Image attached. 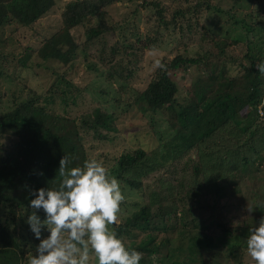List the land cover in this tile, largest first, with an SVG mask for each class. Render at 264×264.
Listing matches in <instances>:
<instances>
[{"label": "trees", "instance_id": "trees-1", "mask_svg": "<svg viewBox=\"0 0 264 264\" xmlns=\"http://www.w3.org/2000/svg\"><path fill=\"white\" fill-rule=\"evenodd\" d=\"M58 1L0 0V45L11 43L0 51V107L7 97L12 104V109L0 112V135L16 138L10 145L0 141V264H44L25 258L26 239L41 236L42 231L49 235L54 221L71 227L75 220H81L82 212L92 210L90 196L96 197L101 189L103 199L106 188L113 187L120 189L122 198L134 194L138 202L132 203L133 210L128 209L127 200L118 204L119 223L111 222L108 257L102 264H154L156 256L160 264H206V253L211 250V264L224 250L228 251L226 264H246L239 255L252 253L257 240L264 245V228L241 221L230 229L223 223L219 203L228 200L231 185L241 181L240 170L252 178L264 161V57L252 53L248 39L256 31L253 18L264 12V0H233L226 10L211 5V0H185L186 6H174L171 14L168 5L158 0H143L141 4H136L137 0H73L61 11L58 31L44 38L37 50L25 47L23 57L18 58L15 47L19 42L3 37L5 27L30 30ZM251 3L256 6L255 13L243 14L244 9L252 8L246 6ZM118 4L152 7L158 24L166 29L172 25L182 30L180 24L190 17L199 25L203 10L215 16L203 24L199 34L191 32L192 24L186 26L184 54L164 59L155 73L143 80L145 88L136 97L145 102L150 113L162 114L169 129L158 133L152 150L131 146L101 173L100 167L106 168L107 160H93L89 151L94 146L105 147L120 133L114 105L69 117L67 108L77 105V97L62 115L41 106L49 100L36 91L35 97L21 99L1 91V84L21 79L22 72H33L28 65L31 55L40 53L45 64L73 62L81 56L90 64L85 74L94 78L86 93L111 97L95 83L100 81V66L105 81L118 83L115 94H128L130 81L138 76L140 55L156 40L138 31L130 34L133 41L121 40L113 25L103 24L105 9ZM78 28H83L79 43L73 34ZM235 29L240 32L230 35ZM197 41L203 54L185 56L186 44ZM233 47L241 48L242 54ZM194 68L202 76L194 79L185 92L189 99L181 102L178 72ZM59 76L54 85L63 84ZM203 76L225 80L212 100L216 86ZM113 100L118 102L116 97ZM260 197L257 213L264 212V192ZM205 211L213 218L211 222ZM45 220L50 223L44 225ZM134 231L145 233L144 238L125 245L124 240ZM78 238L75 236L65 248L62 244L54 246L53 251L64 258L70 252L71 256H78L81 250L89 252L88 239Z\"/></svg>", "mask_w": 264, "mask_h": 264}, {"label": "rangeland", "instance_id": "rangeland-1", "mask_svg": "<svg viewBox=\"0 0 264 264\" xmlns=\"http://www.w3.org/2000/svg\"><path fill=\"white\" fill-rule=\"evenodd\" d=\"M70 1L73 0H59L50 13L34 25V29L15 30L14 27H5L3 37H10L13 41L19 42L17 47L14 46L16 48L15 54L18 58L23 57L21 54L25 47H31L37 50L44 41V38L48 39L58 31L61 27V11ZM141 1L143 0H137L136 4H141ZM158 1L168 5L169 14L173 12L174 6L176 5H179L180 8L186 6L185 0ZM232 1L233 0H213L212 2L211 0L210 4H218V7L226 10L230 7ZM136 4H131L130 7L120 4L111 5L105 9L106 15L103 17L105 19L103 24L106 22L109 26L113 25L121 40L125 38L132 39L130 34L136 31L143 37L148 36L156 40V43L151 49L144 51L140 55L137 68L138 76L130 81L131 85H129L128 94L117 96L114 87H116L118 83L105 81L103 76H101V72L103 71L100 66L97 71L100 76V81L95 83L108 90L107 93L111 95V97H107V94L102 97L97 92L86 93L88 86L91 85L90 81H94V78H92V75L89 76L85 74L86 68L90 66V64L88 63L89 60H85L81 56L76 57L73 62L59 63V60H55L45 64L40 58V53L31 55L28 65H30V69L33 72H22V74L19 75L21 79L12 82H3L1 84V91L6 92L8 95L13 93L21 99H24L27 95L35 97L33 92L36 91L35 93H37L38 96L41 95L43 98L49 100L48 102L44 101V103H41V106L44 104L49 110L62 115H66L63 109L77 97V105H69L67 108V116L69 117H74L91 108L105 107L109 109L114 105L115 110L118 112L119 118L116 122V126L120 133H118L112 142L105 147L94 146V148L89 151L91 159L99 160V162L107 160V167H100L102 169L100 171L101 173H105L108 167L113 163V159L123 152L128 151L131 146H138L147 151L152 150L156 146L158 133L161 134L169 129L165 120L162 119V114L150 113L145 102L143 100H136V97L145 88L143 80L146 77H151L164 59L169 61L178 54H184L182 40L186 31V26L190 27L192 24L191 32L199 34L203 24L205 25L215 16L209 15L210 13L206 14L207 11L203 10L198 17L199 25H196L194 23L195 20L190 17L186 23L183 22L184 24H180L183 26L182 30H180L178 26L173 28L174 26L172 25L166 29L158 24L157 17L155 16V9L150 6L140 8L137 7ZM246 6H251L253 9H244L243 14H247L250 11L255 13L256 6L254 3L247 4ZM186 18H188V16H186ZM97 21L98 20H95L94 23ZM252 23L255 25L254 28L256 31L248 35V39L252 42L251 51L254 55L260 54V56L264 57V12L255 20L253 18L251 24ZM176 24H179V22ZM221 27H224L223 23ZM226 31L227 30L224 32ZM238 32H240L239 29L231 30L230 35L234 36ZM73 34H75L74 37L77 39V43L83 40V28L75 29ZM6 44L0 45V51H5L6 46H10L9 44L11 43ZM197 45L198 41L192 43L188 42L185 46L187 48L185 56L195 58L199 54L202 55L203 51ZM233 49L236 53L242 54L241 48L233 47ZM27 56L26 54V57ZM64 73L66 74L63 78ZM58 76L62 79L63 84L54 85L56 81H53ZM201 76L202 72L197 71L195 68L187 72H178L177 80L182 90L179 95V100L181 102L184 98L189 99L190 96H187L185 92L190 90L194 79L197 80ZM202 79L206 82L211 81L216 86V91L210 96V100L214 99L218 90L225 85V80L221 78L210 80L206 76H203ZM113 97L118 99L117 103L113 100ZM10 101L11 99L8 97L5 99L3 105L0 107L1 113L12 109ZM191 105L192 104H189L188 106ZM260 123L263 122L260 121ZM153 124L154 126H152ZM15 140L16 138L13 136L4 135V133L0 135V141L4 145H10ZM239 172L242 173L241 181H238V184L235 186L231 185L232 188L230 187V191L228 192L230 198L228 200H222L219 203L222 209L221 212L224 216L223 223L230 227V229L238 227L241 221H245L248 226L253 228H264V216H262L264 212L257 213L256 209L257 203L261 200L260 195L264 192V161L259 165V169L255 171L252 178L246 175L242 170ZM126 191H128V189ZM102 195V190L99 189L96 192V197L93 198L90 196V198L93 199L92 210L90 211V209H88L82 212L81 220H79V222L75 220L71 227L64 228V226L59 225L56 221L50 223L48 220H45L44 225H47V222L50 223V234L45 235V231H42L41 236H30V238L26 239V244L24 245L25 258L29 260H38V262L43 261L44 264H75V262L79 263V261V264H102L103 259L108 257V238L111 234V222L115 220V224L119 223V219L116 218L117 208L119 207L118 204L127 200L126 204L128 209L133 210L132 203L138 202L134 194H131L127 198H122L120 189L116 187H113L112 190L106 188L103 199L101 198ZM209 203H212V199ZM108 207H110L109 211ZM203 214L206 218H209L207 221L211 222L213 220V218L209 217V212L205 211ZM126 216L128 215L126 214ZM171 234L175 236V232ZM78 235L81 239H88L89 252L81 250L78 252V256H71L70 252L64 258L56 250V252L53 251V247H57L59 244H62L63 248H65L66 243L69 244L71 240ZM144 235L145 233L142 234L138 231H134L131 238L124 240V244H137L144 238ZM81 239L78 238V241ZM254 244H256L255 250L253 249L252 253L239 255L240 261L246 264H264V245L260 243V240L255 241ZM257 245L260 246V248ZM47 252L52 256L49 257ZM212 252H214V250L206 253V256H208L206 258V264H211L213 258L209 259V257L214 255L211 254ZM41 257H43V260ZM157 259V256L153 259L154 264H160ZM227 259L228 251L224 250L221 256L217 255L214 257L215 262L213 264H226Z\"/></svg>", "mask_w": 264, "mask_h": 264}, {"label": "clouds", "instance_id": "clouds-1", "mask_svg": "<svg viewBox=\"0 0 264 264\" xmlns=\"http://www.w3.org/2000/svg\"><path fill=\"white\" fill-rule=\"evenodd\" d=\"M258 114H259L260 116L263 115V113H262V111H261L260 109H258Z\"/></svg>", "mask_w": 264, "mask_h": 264}, {"label": "water", "instance_id": "water-1", "mask_svg": "<svg viewBox=\"0 0 264 264\" xmlns=\"http://www.w3.org/2000/svg\"><path fill=\"white\" fill-rule=\"evenodd\" d=\"M109 208H110V207H108V211H109Z\"/></svg>", "mask_w": 264, "mask_h": 264}]
</instances>
